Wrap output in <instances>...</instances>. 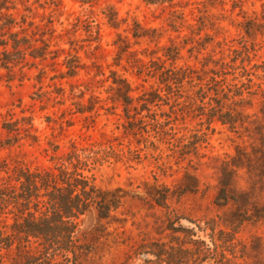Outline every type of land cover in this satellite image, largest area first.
I'll list each match as a JSON object with an SVG mask.
<instances>
[{
    "label": "rangeland",
    "instance_id": "374dc122",
    "mask_svg": "<svg viewBox=\"0 0 264 264\" xmlns=\"http://www.w3.org/2000/svg\"><path fill=\"white\" fill-rule=\"evenodd\" d=\"M77 160L120 197L77 264H264V0H0V188Z\"/></svg>",
    "mask_w": 264,
    "mask_h": 264
},
{
    "label": "trees",
    "instance_id": "16d2710c",
    "mask_svg": "<svg viewBox=\"0 0 264 264\" xmlns=\"http://www.w3.org/2000/svg\"><path fill=\"white\" fill-rule=\"evenodd\" d=\"M146 1L156 4L172 0ZM211 111V118L218 115L221 123H235L231 113ZM77 166L84 169L87 165L77 160L72 171L62 166L33 171L19 169L0 188V215L9 205L15 210L9 234L4 232L6 225L0 220V264H77L84 251L89 252L86 247L97 238L98 231L92 229L77 236L80 218L91 210L96 211L99 219L109 218L111 211L118 207L120 197H116L114 191L99 190ZM225 174L230 175V172ZM220 186L218 198L225 202L229 182L222 180ZM164 200L165 197L161 202L157 200L158 205H164ZM31 240L36 243L35 247L30 245ZM150 247L149 253L167 264H182L189 255L180 248L166 249L165 245L156 244Z\"/></svg>",
    "mask_w": 264,
    "mask_h": 264
}]
</instances>
